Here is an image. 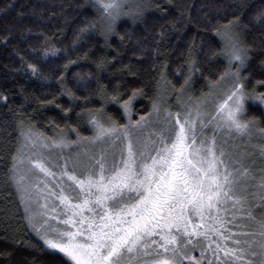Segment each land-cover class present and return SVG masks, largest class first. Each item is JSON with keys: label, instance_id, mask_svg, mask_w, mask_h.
Instances as JSON below:
<instances>
[{"label": "snow or ice", "instance_id": "6c2138e0", "mask_svg": "<svg viewBox=\"0 0 264 264\" xmlns=\"http://www.w3.org/2000/svg\"><path fill=\"white\" fill-rule=\"evenodd\" d=\"M91 6L97 20L81 35L98 31L106 43L122 16L135 23L146 10L128 0H91ZM235 7L239 14L215 29L220 47L210 59L222 57L226 67L208 93H191L192 75L200 71L191 51L187 74L178 73L184 77L179 88L161 74L177 111L165 106L167 98L158 92L151 110L133 121L134 101L143 90L124 99L118 90L109 97L101 85V98L119 104L127 123L103 108L87 110L82 116L93 135L77 132V139L69 140L63 134L46 137L20 121L8 181L24 205L27 227L42 243L15 242L47 252L48 264H264V167H253V151L229 144L251 140L258 131L261 142L253 148L264 158V127L248 116L246 106L248 100L264 104V91L257 90L264 89V80L249 90L251 77L242 74L251 59L242 40L249 5L239 0ZM257 20L264 24V9ZM49 53L59 58L57 50H46L45 56ZM29 67L36 75V67ZM72 145L75 153L64 155Z\"/></svg>", "mask_w": 264, "mask_h": 264}, {"label": "trees", "instance_id": "16d2710c", "mask_svg": "<svg viewBox=\"0 0 264 264\" xmlns=\"http://www.w3.org/2000/svg\"><path fill=\"white\" fill-rule=\"evenodd\" d=\"M130 1L145 7L142 20L119 21L117 34L106 43L98 31L81 35L82 28L97 20L91 0H0V97L7 98L0 99V264H48L50 260L47 252L15 242L22 238L42 243L27 227L14 184L8 181L22 119L49 138L63 134L75 140L77 132L89 137L92 129L87 116H82L87 110L103 108L124 123L122 107L101 98V85L109 97L118 90L124 99L135 89L143 90L131 112L135 121L151 110L158 92L166 96L165 106L178 109L175 95L165 91L161 74L179 88L184 77L178 73L187 74L190 51L200 68L192 75L194 97L208 93L224 72L222 57L210 59L220 47L215 29L233 13L239 14L235 7L239 0ZM246 2L242 40L251 50V59L242 74L251 77V90L256 81L264 80V24L257 20L264 0ZM49 49L57 50L59 58L45 56ZM29 65L36 67V75ZM77 80L86 83L81 86ZM65 89L78 99L71 100ZM246 106L248 116L264 127V106L252 100Z\"/></svg>", "mask_w": 264, "mask_h": 264}, {"label": "rangeland", "instance_id": "374dc122", "mask_svg": "<svg viewBox=\"0 0 264 264\" xmlns=\"http://www.w3.org/2000/svg\"><path fill=\"white\" fill-rule=\"evenodd\" d=\"M128 2H129V4H132V5H135V2H133L132 3V1H130V0H128ZM127 19H130V17H128V16H122L121 17V19L120 20H118L117 21V23L119 22V21H122V20H127ZM256 102H258V103H260L259 101H256ZM246 103H247V101H246ZM261 104V103H260ZM262 106H264V104H262ZM122 110H123V108H122ZM178 109H176L175 111H177ZM175 111H173V112H175ZM123 114H124V123H127V115L124 113V110H123ZM90 124V123H89ZM90 127H91V129H92V132H91V136L93 135V128H92V125L90 124ZM56 137H58V136H54V137H52V138H56ZM90 137V136H89ZM69 139V138H68ZM77 139V137H75V140ZM70 140V139H69ZM261 142V134L258 132V131H255L254 132V136H253V138L251 139V140H247V139H245L244 141H241L240 139H236L235 141H232V140H229V144H230V146H232V147H235V146H237V145H239L242 149H244V150H249V151H253V160L255 161V163H254V165H253V167L255 168V169H260L261 167H264V158H262L261 156H260V153H259V151H258V149H254L253 148V146L254 145H257V144H259ZM73 152V153H75V151H76V146L75 145H72L71 146V148H65L64 150H63V154L64 155H67L69 152ZM57 152H59V150H57ZM56 153H54L53 154V161L55 162V160H56ZM61 163H62V161H60ZM53 171H57V169L56 168H53ZM49 180H51V178H49ZM14 188H15V190H16V187H15V185H14ZM16 193H17V195H18V197H19V193L17 192V190H16ZM19 199H20V197H19ZM41 202H43V201H41ZM21 205H22V208H23V211H24V205L21 203ZM35 233V232H34ZM39 238V237H38ZM197 257H199V250H197L195 253H194Z\"/></svg>", "mask_w": 264, "mask_h": 264}]
</instances>
